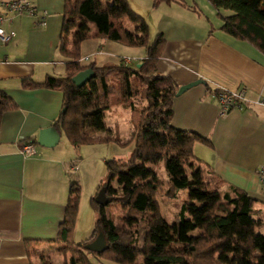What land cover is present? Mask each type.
<instances>
[{
	"label": "trees",
	"instance_id": "1",
	"mask_svg": "<svg viewBox=\"0 0 264 264\" xmlns=\"http://www.w3.org/2000/svg\"><path fill=\"white\" fill-rule=\"evenodd\" d=\"M205 1L220 19L219 30L249 43L264 56V0ZM153 2L186 6L184 0ZM221 10L228 13L222 15ZM61 15L57 52L65 59L64 75L47 74L40 82L24 78L21 87L60 92L61 108L51 125L75 149L133 141L128 158L103 161L104 181L98 182L96 193L103 188L108 202L98 205L90 198L93 226L88 237L77 242L72 234L79 185L69 180L64 215L54 240L62 264H94L90 258L116 264H264V234L257 230L264 226V203L242 188L220 189V178L192 153L194 143L209 145V140L170 124L177 86L169 75L155 73L165 44L161 33L148 42L143 17L126 0H63ZM89 37L143 47L144 57L138 67L123 62L83 66L79 47ZM86 68H91V77L76 87L70 78ZM115 106L128 110L131 131L125 142L116 135L98 133L104 129L105 111ZM14 109L13 99L0 90V117ZM28 140L35 142L34 137ZM160 162L166 180L155 174ZM179 189L186 195L168 224L160 216L156 198H173ZM98 231L104 235V250L82 249ZM46 242L23 240L30 264L36 260L53 264L48 253L38 250Z\"/></svg>",
	"mask_w": 264,
	"mask_h": 264
},
{
	"label": "crops",
	"instance_id": "2",
	"mask_svg": "<svg viewBox=\"0 0 264 264\" xmlns=\"http://www.w3.org/2000/svg\"><path fill=\"white\" fill-rule=\"evenodd\" d=\"M29 1L36 8L35 16L9 14L0 6V27L11 33L7 41L0 42V90L16 104V109L0 117V264H30L24 239L47 241L40 246L54 242L64 215L73 163L79 181H84L85 172L91 176L92 193L102 176L107 152L105 147H97L102 144L75 149L59 133L52 147L36 144L37 132L52 126L59 113L61 94L46 88H23L20 81L28 78L40 82L47 74L64 75L65 59L57 52L63 0ZM184 2L186 6L148 0L144 11L137 12L148 34L150 28L153 36L161 33L165 43L155 73L169 75L177 87L202 81L180 96L174 95L170 124L209 140V145L197 142L192 149L197 151L196 158L220 178V189L242 188L264 203V185L257 175L264 169V107L253 104L264 100V56L249 43L219 30L220 19L211 6L216 22L203 14L197 0ZM128 48L106 38L89 37L80 44V64L110 66L125 59L127 64H139L144 54ZM212 89L242 91L245 100L218 116L217 103L210 97ZM107 112L128 117V110L122 106ZM106 128L104 124L101 131L119 135L116 124ZM32 137L33 153L23 155L20 146ZM93 221V211L79 200L73 241L86 239ZM32 262L39 264L38 260Z\"/></svg>",
	"mask_w": 264,
	"mask_h": 264
},
{
	"label": "rangeland",
	"instance_id": "3",
	"mask_svg": "<svg viewBox=\"0 0 264 264\" xmlns=\"http://www.w3.org/2000/svg\"><path fill=\"white\" fill-rule=\"evenodd\" d=\"M126 1L129 4H131V6L133 8L137 9V11H134L130 7L136 13L138 11L140 13H142L144 11L143 5H145L148 2V0H126ZM186 1L191 2V0H186ZM194 1H196V0H194ZM197 2L199 4L200 9L203 12V14H206L207 16H209L212 19V22H216L217 20L215 18L216 17L215 12L207 4V2L205 0H197ZM137 4H139V5H137ZM163 6L165 7V5H163ZM173 12H175V11H173ZM221 12L223 14L228 13V11H225V10H221ZM148 22H149V20H148ZM127 27L131 29L132 25L130 23H127ZM152 32H153V29L150 28L149 34H148V42H150L153 39V33ZM128 49L136 50V51L141 52V54H144V48L143 47H130ZM115 64H116V62H115ZM131 64L135 65L136 63L132 61ZM180 95H178V96H180ZM117 109H120V108H117ZM103 121L107 127L106 129H111L113 124H116L118 134H119L117 137H119V139H121L120 141L125 142V141L129 140L130 124H129L127 116L121 115V117H118V115L113 113V112L105 111V117H104ZM184 130H186V129H184ZM189 131H191V130H189ZM98 133L102 136H110L109 135L110 131H108V130H104L103 132L101 131ZM113 136H115V135H113ZM99 144H102V145L97 146V147H101V148L105 147L107 149L106 157L104 160H106V159L125 160L126 158H128L129 154L131 153V151L133 149V141L126 142L123 145H120L115 141H108V142L99 143ZM65 145H67V144H65ZM89 145H91V144H89ZM192 153L195 157H197L195 154V153H197V151H195V150L193 151V149H192ZM73 164L76 165L75 163H73ZM154 171H155V174L157 175L158 179L166 180V175H165V172L163 170V165L161 162L155 167ZM101 174H102V176L100 177V179H98L99 180L98 182H100V183H102L104 181V174H105L104 164H102ZM68 178L70 180H74V182H77V184L79 185L78 202H79V200H81V205L83 202V203H85L86 207L88 206L92 210V207L90 204V198L91 197L94 198V195L96 194V187L99 183H97L96 187H94L95 188L94 191L92 193H90L89 189H90V186L92 184V178L89 174L87 175V172L84 173V178H83L84 181H81V180L79 181L76 178L75 170H72V169L70 170V174L68 175ZM112 186L114 188L117 187L115 181L112 182ZM185 195H186V191L184 189H179L176 192L175 197H173V198H166L164 196H158L156 198L157 203H158V209H159L160 216L162 217V219L166 223L169 224V223L173 222V220L175 219V216L179 210V206H180L182 200L185 198ZM257 230H258V232L264 234V226H261ZM89 232H91V230ZM58 249H59V245L56 242H51L50 244L42 245V246L38 247V250L42 251L43 253L44 252L48 253L50 255L51 261L53 264H62L63 257L61 255V253L57 252ZM90 259L94 264H110V263H112V262L107 261V260L97 261L96 259H93V258H90Z\"/></svg>",
	"mask_w": 264,
	"mask_h": 264
},
{
	"label": "built area",
	"instance_id": "4",
	"mask_svg": "<svg viewBox=\"0 0 264 264\" xmlns=\"http://www.w3.org/2000/svg\"><path fill=\"white\" fill-rule=\"evenodd\" d=\"M0 6L4 7L6 12L14 15H26V16H35L36 8L30 3L29 0H2ZM2 17L0 16V22ZM38 22H41L39 20ZM11 37L10 32H5L0 27V42H5ZM128 60L125 59L123 63H126ZM210 97L217 103L218 116H224L229 108L232 106L239 105L244 99L242 91H228L218 89L210 93ZM253 104L264 107V100L257 99L253 101ZM20 152L23 155H31L33 153V146L31 143H24L20 146ZM76 165H72L71 169H75ZM260 182L264 185V169H260L257 172Z\"/></svg>",
	"mask_w": 264,
	"mask_h": 264
},
{
	"label": "water",
	"instance_id": "5",
	"mask_svg": "<svg viewBox=\"0 0 264 264\" xmlns=\"http://www.w3.org/2000/svg\"><path fill=\"white\" fill-rule=\"evenodd\" d=\"M139 64H136L138 67ZM92 75L91 68H86L79 71L77 74L70 78L71 82L76 86L80 87L84 84ZM196 83H202L201 80H194L183 85L177 87L175 91V96L180 94L185 89L189 88L190 86L195 85ZM64 109L62 108L61 111ZM58 132L52 127L47 126L40 129L36 135V144L42 147H52L56 144L58 140ZM94 202L98 205H104L108 202V197L105 196L104 189L100 188L94 196ZM105 240L104 235L101 231H98L96 235L88 242L82 245V249L91 251L94 253H101L105 248Z\"/></svg>",
	"mask_w": 264,
	"mask_h": 264
}]
</instances>
